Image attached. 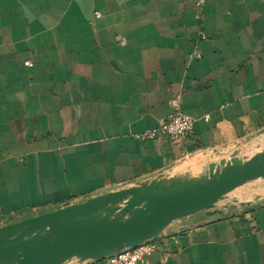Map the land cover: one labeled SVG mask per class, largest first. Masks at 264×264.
Returning a JSON list of instances; mask_svg holds the SVG:
<instances>
[{
	"label": "crops",
	"instance_id": "1",
	"mask_svg": "<svg viewBox=\"0 0 264 264\" xmlns=\"http://www.w3.org/2000/svg\"><path fill=\"white\" fill-rule=\"evenodd\" d=\"M176 110L191 137L137 138ZM263 137L264 0H0L7 224ZM238 201L172 223L148 264H264V191Z\"/></svg>",
	"mask_w": 264,
	"mask_h": 264
},
{
	"label": "water",
	"instance_id": "2",
	"mask_svg": "<svg viewBox=\"0 0 264 264\" xmlns=\"http://www.w3.org/2000/svg\"><path fill=\"white\" fill-rule=\"evenodd\" d=\"M256 180H264V145L249 155L233 151L206 165L161 173L5 224L0 227V264H71L113 255L154 239L172 223L214 207Z\"/></svg>",
	"mask_w": 264,
	"mask_h": 264
},
{
	"label": "built area",
	"instance_id": "3",
	"mask_svg": "<svg viewBox=\"0 0 264 264\" xmlns=\"http://www.w3.org/2000/svg\"><path fill=\"white\" fill-rule=\"evenodd\" d=\"M199 1L202 2V0ZM200 37L204 39L205 35H201ZM25 65L29 66L30 63L25 62ZM192 133L193 120L180 110H176L170 117L159 122L155 128L137 135V138L143 141L163 138L173 144H179L184 139L191 137ZM5 224H7L6 219L0 215V227ZM156 252H158V248L154 238L146 243L125 249L113 255L75 264H148L147 258ZM167 259V254H159L158 264H165Z\"/></svg>",
	"mask_w": 264,
	"mask_h": 264
},
{
	"label": "rangeland",
	"instance_id": "4",
	"mask_svg": "<svg viewBox=\"0 0 264 264\" xmlns=\"http://www.w3.org/2000/svg\"><path fill=\"white\" fill-rule=\"evenodd\" d=\"M260 139L248 140L247 142H245L243 144L242 147L234 148L233 150L236 151L237 155H249V154H252L253 152H255L257 150V148H260V147H262V145H264V142H263L264 140H262V142H261ZM262 139H264V137ZM207 156L209 157L208 158V160H210L209 162H212V161H214V160H216L218 158H224V157L227 158L229 156V153L224 154L222 156H218L217 154H214L213 152H210L209 155H207ZM209 162H207V163H209ZM248 190L249 191L250 190H252V191L263 190L264 191V180H256V181L250 182V183H248V184L236 189L234 192L230 193L227 196V198H225V200H227L229 202H231V200H237L238 201V199H240V197H242L243 193L245 191H248Z\"/></svg>",
	"mask_w": 264,
	"mask_h": 264
}]
</instances>
